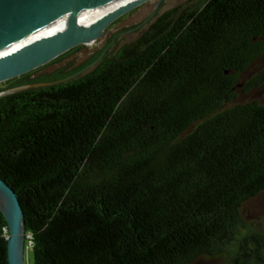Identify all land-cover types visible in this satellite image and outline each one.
<instances>
[{
  "label": "trees",
  "instance_id": "16d2710c",
  "mask_svg": "<svg viewBox=\"0 0 264 264\" xmlns=\"http://www.w3.org/2000/svg\"><path fill=\"white\" fill-rule=\"evenodd\" d=\"M77 47L52 63L63 60ZM67 75L0 84V176L33 264H264L243 207L264 193V0H192ZM51 63V64H52ZM50 65V64H49ZM48 66V65H47ZM0 210V264H9Z\"/></svg>",
  "mask_w": 264,
  "mask_h": 264
},
{
  "label": "water",
  "instance_id": "95a60500",
  "mask_svg": "<svg viewBox=\"0 0 264 264\" xmlns=\"http://www.w3.org/2000/svg\"><path fill=\"white\" fill-rule=\"evenodd\" d=\"M113 1L0 0V84L45 67L77 47L95 44L106 35L112 24L149 0H135L114 12L91 20L90 15L94 11ZM66 24L69 26L63 30L30 40L53 27ZM28 40L30 41L26 42ZM22 43L24 45L17 48ZM14 48L17 49L11 50ZM87 69L64 80L33 84L27 88L1 93L0 97L30 88L67 83ZM0 210L9 224V264H26L25 213L18 194L1 176Z\"/></svg>",
  "mask_w": 264,
  "mask_h": 264
},
{
  "label": "rangeland",
  "instance_id": "374dc122",
  "mask_svg": "<svg viewBox=\"0 0 264 264\" xmlns=\"http://www.w3.org/2000/svg\"><path fill=\"white\" fill-rule=\"evenodd\" d=\"M192 0H149L142 6L121 17L112 24L106 35L95 44L82 46L66 58L46 66L33 77L53 78L56 75H67L75 70L83 68L102 52L104 56L112 58L118 55L125 47L138 41L149 27L163 14L179 6L186 5ZM200 0H196L198 2ZM98 63L88 67L83 75L92 72ZM264 71V55L251 67L244 77V83ZM80 75V76H81ZM238 98L235 103L248 101H259L264 103V86L251 92H243L238 89ZM244 220L247 224L244 233L258 232L264 234V193L248 202L242 210ZM236 251V246L222 256L207 258L197 264H228ZM34 257L30 250L26 251V264H33Z\"/></svg>",
  "mask_w": 264,
  "mask_h": 264
},
{
  "label": "bare ground",
  "instance_id": "6f19581e",
  "mask_svg": "<svg viewBox=\"0 0 264 264\" xmlns=\"http://www.w3.org/2000/svg\"><path fill=\"white\" fill-rule=\"evenodd\" d=\"M133 1H135V0H114L113 2H111V3H109V4H107L106 6H104L102 9H100V10H98V11H94L91 15H90V18H91V20H93V18L95 19V18H98V17H100V16H103V15H105V14H109V13H111V12H114V11H116V10H118L119 8H121V7H123V6H126L127 4H129L130 2H133ZM69 26V24H66V25H63V26H56V27H53V28H51V29H49V30H47L46 32H44V33H41V34H39V35H37V36H35L34 38H32V39H30V40H33V39H35V38H38V37H41V36H43V35H49V34H53V33H56V32H58V31H60V30H63V29H65L66 27H68ZM30 40H28V41H26V42H29ZM25 43V42H24ZM24 43H22V44H20L19 46H17V48H19V47H21L22 45H24ZM17 48H14V49H11V50H15V49H17ZM10 50V51H11ZM10 51H8V52H10Z\"/></svg>",
  "mask_w": 264,
  "mask_h": 264
},
{
  "label": "flooded vegetation",
  "instance_id": "af4514ba",
  "mask_svg": "<svg viewBox=\"0 0 264 264\" xmlns=\"http://www.w3.org/2000/svg\"><path fill=\"white\" fill-rule=\"evenodd\" d=\"M100 61H97V62H95V63H99Z\"/></svg>",
  "mask_w": 264,
  "mask_h": 264
}]
</instances>
